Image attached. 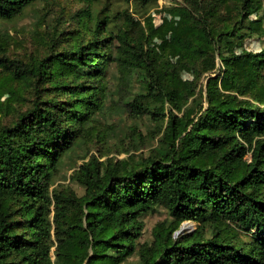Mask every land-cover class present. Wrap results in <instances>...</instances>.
<instances>
[{"label":"trees","instance_id":"1","mask_svg":"<svg viewBox=\"0 0 264 264\" xmlns=\"http://www.w3.org/2000/svg\"><path fill=\"white\" fill-rule=\"evenodd\" d=\"M35 1L0 0V19ZM79 1L77 29L38 59L11 57L0 37L4 115L14 113L0 115V264H125L134 254L140 264H264V49L235 51L264 36V0H181L173 10L188 33L175 62L136 21L157 0ZM116 76L134 89L123 113L147 118L155 145L136 161L78 154L71 179L82 194L54 186L63 158L91 140ZM174 80L179 98L167 90ZM157 208L170 220L139 244ZM186 221L195 231L175 234Z\"/></svg>","mask_w":264,"mask_h":264},{"label":"rangeland","instance_id":"2","mask_svg":"<svg viewBox=\"0 0 264 264\" xmlns=\"http://www.w3.org/2000/svg\"><path fill=\"white\" fill-rule=\"evenodd\" d=\"M181 0H157V5L152 8L143 18L136 21L147 31L150 37V46H153L159 53H169V59L172 62L178 57L177 44L181 37L188 33V30L177 24L179 15L173 9L181 6ZM101 4L91 5L89 10L95 13ZM85 5L79 0H36L24 11L12 20L6 21L0 19V37L5 40L8 55L18 57L24 60L38 59L45 55L51 45V38L56 34L64 31V35L59 36L60 40L70 38L71 31L77 29V24L73 19L74 15L84 9ZM258 14H253L255 18ZM264 15V12L261 13ZM264 49V36H253L238 43L235 46L236 53L244 51L259 52ZM167 53V56H168ZM216 66H220V62L216 60ZM114 69L110 70V76L113 75ZM5 71L0 69V77ZM208 73L202 75L198 80V90H204L207 82ZM163 79L165 77L162 75ZM193 73L183 67L180 70V78L183 80L192 79ZM10 84V83H9ZM178 80H174L168 84L167 90L170 94L179 98ZM20 90L24 89L23 85L16 84L14 86ZM108 96L104 101V107L95 116V129L90 132V141H86L80 149L74 154H69L63 158V162L59 166L58 175L54 186L59 184L69 185L78 194H82V188L71 179V175L76 166L80 163L76 159L78 154L89 152L90 154L104 153L101 160L108 157L122 159L129 155H138L148 153L149 149L155 145L151 138L153 125L147 118L138 120L130 119L123 113L122 102L124 98L131 97L134 93L132 85L129 83H121L118 76L110 77ZM204 92V91H203ZM12 90L5 89L0 86V115L2 121H8L13 113L4 115V109L11 103L6 99L11 97ZM27 96V93H25ZM187 105V104H186ZM170 108V105H168ZM95 131H99V136L95 135ZM137 156L134 157L136 161ZM144 228L138 243H150L152 241L153 228L162 222L170 220L167 211L157 208L143 216ZM189 223L190 226H185ZM183 229L178 233H192L196 229V224L192 221H186ZM125 264H140L137 255L129 256Z\"/></svg>","mask_w":264,"mask_h":264},{"label":"water","instance_id":"3","mask_svg":"<svg viewBox=\"0 0 264 264\" xmlns=\"http://www.w3.org/2000/svg\"><path fill=\"white\" fill-rule=\"evenodd\" d=\"M185 224V222L180 226V228L178 229V231L177 232H181L182 231V229H183V225ZM176 232V233H177Z\"/></svg>","mask_w":264,"mask_h":264},{"label":"bare ground","instance_id":"4","mask_svg":"<svg viewBox=\"0 0 264 264\" xmlns=\"http://www.w3.org/2000/svg\"><path fill=\"white\" fill-rule=\"evenodd\" d=\"M185 226H190V224L189 223H186Z\"/></svg>","mask_w":264,"mask_h":264}]
</instances>
